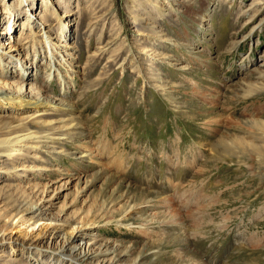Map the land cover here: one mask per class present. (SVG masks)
Returning <instances> with one entry per match:
<instances>
[{"label":"rangeland","instance_id":"rangeland-1","mask_svg":"<svg viewBox=\"0 0 264 264\" xmlns=\"http://www.w3.org/2000/svg\"><path fill=\"white\" fill-rule=\"evenodd\" d=\"M30 7L0 86L60 104L0 99L39 138L0 159V264H264V0Z\"/></svg>","mask_w":264,"mask_h":264},{"label":"bare ground","instance_id":"bare-ground-1","mask_svg":"<svg viewBox=\"0 0 264 264\" xmlns=\"http://www.w3.org/2000/svg\"><path fill=\"white\" fill-rule=\"evenodd\" d=\"M4 1H6V0H4ZM35 1L36 0H18V2H16V3H11L10 1H7L6 4H5V2L2 3L0 5V8H5V10H4V12H2V14L10 16V17L11 16L14 17V15L17 12L19 13L21 7H25V6H27V7L32 6L33 7ZM167 2H170V1H167ZM164 4H166V3H164ZM45 5L46 4H43L44 7H45ZM0 15H1V12H0ZM26 16H28V19H30L33 15L26 14ZM33 17H35V16H33ZM66 17H67L66 14H56V18H54V20H56L55 25L61 26L63 22L67 21V20H64V18H66ZM15 19L9 25L8 31L0 32V56H1L0 57V63L1 62L3 63L4 61H6L5 65H7V60L9 58H11V56H13V53L16 51H15V49H13V47H14L13 41L1 43V39H4L5 36L13 35ZM136 20H138V19H136ZM28 22H30V20H28ZM43 25H44L43 29H45V31H47L46 30L47 27H45L46 26L45 23H43ZM17 51L19 52L20 49ZM141 51H143V50H141ZM3 57H5V58H3ZM28 77L30 78V76H28ZM18 92L19 93H16V95H15V94L11 93L10 89L7 88V86H0V99L11 100L12 102H16V103L20 101L23 104L22 106L38 105V106L44 107L48 104H55V105L58 104V106L60 104L56 100H55L56 102H51L44 95L39 96L38 98L35 97L33 99V98H31L32 96L30 97L29 95L25 94L22 89H20V91H18ZM37 138H38V136L33 134V132L32 133L29 132V133H23V134L14 136L12 138L0 140V159H2V158L13 159L16 156L21 155L23 153V151H22L23 147H25V148H26V146L28 147V143H34L33 140L36 143ZM40 138H41V136H40ZM40 140H42V139H40ZM38 142L41 144V141H38ZM12 147H18V148L16 149L15 152L9 153V151ZM28 148H36V147H28ZM38 210H39V207L30 206V207H28L27 213H35ZM68 247H67L68 250H65L64 254L66 255L67 254L66 252L69 251L68 253H70V257H72L71 255L75 256L76 259H74V260H77V259L79 260L81 258V260L84 262V261L90 260L92 258V254L88 253V250L86 249V247L83 244H76V245L74 244L71 246V242L69 241ZM26 248L35 249L36 247L28 246Z\"/></svg>","mask_w":264,"mask_h":264}]
</instances>
